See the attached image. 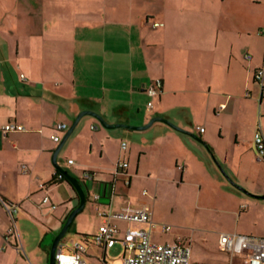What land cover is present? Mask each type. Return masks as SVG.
<instances>
[{
	"label": "crops",
	"instance_id": "1",
	"mask_svg": "<svg viewBox=\"0 0 264 264\" xmlns=\"http://www.w3.org/2000/svg\"><path fill=\"white\" fill-rule=\"evenodd\" d=\"M263 64L264 0H0V264L49 263L51 243L79 201L65 178L52 183L60 173L52 163L59 143L52 136L65 133L85 110L113 127L82 116L64 143L73 153L65 170L80 182L84 208L96 215L98 226L96 208L116 211L142 203L152 209L147 191L144 196L133 190L141 185L140 156L150 152L151 158L171 155L187 189L196 188L191 198L214 205L217 242L231 232L264 238V162L256 160L252 141L258 126L264 136V89L254 81ZM155 79L163 91L151 98L145 89ZM154 117L184 132L161 121L129 128ZM7 123L24 130L4 133ZM58 123L66 130L58 131ZM119 160L127 167L115 174ZM171 169L168 175L174 176ZM85 171L94 172L92 180H83ZM94 194L100 195L97 201ZM45 196L54 209L40 205ZM1 200L17 206V237L8 234L13 223ZM152 213L153 241L186 239L191 246L189 237L170 233L172 227L163 232ZM116 224L121 233L128 226L146 227ZM80 226L84 238L60 240L57 247L71 251L79 244L88 264H110L107 251L119 242L97 246L96 232ZM91 245L100 256L87 254ZM126 254L123 247L121 261ZM227 254V264H247ZM190 264H196L191 254Z\"/></svg>",
	"mask_w": 264,
	"mask_h": 264
},
{
	"label": "built area",
	"instance_id": "2",
	"mask_svg": "<svg viewBox=\"0 0 264 264\" xmlns=\"http://www.w3.org/2000/svg\"><path fill=\"white\" fill-rule=\"evenodd\" d=\"M246 60L251 59L250 54L245 55ZM21 79H25L24 75H20ZM254 81L264 89V64L254 72ZM147 95L151 98H156L162 94L163 85L160 79H155L149 83L145 89ZM148 107H152V102L148 103ZM65 123H58L56 129L58 131L66 130ZM92 128H96L93 127ZM199 132H203V127H196ZM22 131L24 128L15 123H7L3 127L4 133L8 131ZM52 139L56 142L60 141L58 135H53ZM254 152L256 160L264 162V136L260 127L258 126L252 136ZM121 147L124 149L126 143L122 142ZM68 164H72L69 159ZM127 167V162L119 160L115 165V174L124 173ZM179 168H181L179 166ZM94 172L85 171L83 173V180H92ZM61 173L57 174V179H62ZM124 185H128L129 181L124 180ZM142 195H146V191H142ZM100 198L99 194H94L93 199L97 201ZM1 204L9 215L13 224L8 229V234L15 235L17 232L14 227V213L17 211V206L13 203L1 200ZM43 207L54 209L55 205L51 203L48 196L43 197L40 203ZM97 214L101 220L98 226L97 233L93 236V242L97 246L104 248L112 247L116 242H119L127 254L123 256L121 264H190L191 246L190 240L178 239L172 243H158L151 239V230L155 227L152 219L153 213L150 205L136 204L121 208L116 211L98 210ZM126 222L128 224L140 223L146 227H131L128 226L121 233V229L116 222ZM163 232L171 229L170 225H160ZM219 249L229 253L231 256H242L247 264H264V238L247 236L239 233H221L218 240ZM83 248L79 244H75L71 251H63L62 246L59 245L54 254L55 264H88L82 258Z\"/></svg>",
	"mask_w": 264,
	"mask_h": 264
},
{
	"label": "rangeland",
	"instance_id": "3",
	"mask_svg": "<svg viewBox=\"0 0 264 264\" xmlns=\"http://www.w3.org/2000/svg\"><path fill=\"white\" fill-rule=\"evenodd\" d=\"M181 99L184 100V96H182ZM98 124L100 125L99 122ZM162 124L161 122H155V125ZM100 127L102 128L101 125ZM59 134V137L62 138L64 132ZM126 141H129V139H126ZM65 145L59 151L57 158V162H60V167L64 170L65 168L68 169L66 164L67 158H71L73 154L67 150V146ZM65 153L68 155H65ZM149 153L147 152L140 156L138 176H141V185L137 182L139 185L135 184V186H133L134 194L137 190L140 192L145 189L148 196H151L153 200L152 211L157 218V224L170 225L172 227L170 233H180L191 239V258L193 262L196 264H204V262L206 264H227L229 255L220 251L218 248V233L216 234V232H218L219 223L216 221L215 208H213L214 205L207 201L204 203H196V201L191 198V191L193 192L196 188L190 186V188L187 189V186L181 181L179 172L173 165L171 155L162 159L163 157L156 155L157 153L151 158V154ZM138 156L139 150L137 149L135 150V154H133V158H131L132 165L138 162ZM165 165H168L170 169L172 168L171 170L174 176H170L172 175L170 169L165 170L159 169L158 167L161 166L164 168L163 166ZM218 167L221 173L228 178L225 171H223L220 166ZM168 173H170V175H168ZM127 177L128 175L125 176V178ZM172 178L175 180H172ZM228 180L230 181L229 178ZM209 189V187L203 186L204 192L210 191ZM86 209L87 207L83 208L82 211L76 215L68 231L61 239V243L66 241L71 244L75 239L84 238L83 235L81 236L78 234L80 231L77 229L81 228L80 225H82L85 231H88L87 234L92 235L95 234V232L97 233L98 218H96L93 212H88ZM154 232L155 236L159 238V229H155ZM48 243L50 244L51 241H48ZM87 250L89 256L101 255L96 249V246L91 245ZM122 253L123 247L119 243L110 248L107 251L110 264H120ZM89 259L90 257H87V262L90 261Z\"/></svg>",
	"mask_w": 264,
	"mask_h": 264
},
{
	"label": "water",
	"instance_id": "4",
	"mask_svg": "<svg viewBox=\"0 0 264 264\" xmlns=\"http://www.w3.org/2000/svg\"><path fill=\"white\" fill-rule=\"evenodd\" d=\"M84 115H91L93 117H95L98 122L100 123V125L102 127L105 128H112L113 125H110L108 123H106V121L97 113L93 112V111H82L80 112L77 117L75 118V120L73 121V123L71 124V126L67 129V131L64 133V135L62 136L61 140L59 141L57 147L55 148L53 154H52V163L54 164V166L59 170V172L63 175V177L66 179V181L73 187V189L76 191L77 195H78V205L73 208L69 214L67 215L60 231L57 233V235L54 237L52 243H51V247L49 250V263L48 264H55V260H54V254H55V250L56 247L59 243V241L63 238V236L65 235V233L68 231L71 223L73 222L74 218L76 217V215L82 211V209L84 208L85 205V201H86V195L85 192L80 184V182L72 177L68 172H66L63 168H61L60 166L57 165L56 163V157L58 152L60 151V149L62 148V146L64 145V143L66 142V140L68 139V137L70 136V134L72 133L73 129L75 128L77 122L79 121V119L84 116ZM154 121H161L164 123H167L169 126H171L172 128L176 129V130H180L182 131L180 128L176 127L174 124H172L171 122L162 119V118H158V117H154L152 119H150V121L144 125V126H140V127H131L129 126V128L132 129H137V130H143L146 129L147 127H149ZM116 127H122L124 125H115ZM184 132V131H182Z\"/></svg>",
	"mask_w": 264,
	"mask_h": 264
},
{
	"label": "trees",
	"instance_id": "5",
	"mask_svg": "<svg viewBox=\"0 0 264 264\" xmlns=\"http://www.w3.org/2000/svg\"><path fill=\"white\" fill-rule=\"evenodd\" d=\"M57 174H58V172H57V173L54 175V177L52 178V183L58 181V179H57ZM60 180H65V179H64V177H63V178L60 179Z\"/></svg>",
	"mask_w": 264,
	"mask_h": 264
}]
</instances>
